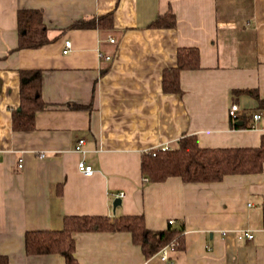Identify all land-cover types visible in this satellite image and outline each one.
Here are the masks:
<instances>
[{
  "label": "crops",
  "instance_id": "1",
  "mask_svg": "<svg viewBox=\"0 0 264 264\" xmlns=\"http://www.w3.org/2000/svg\"><path fill=\"white\" fill-rule=\"evenodd\" d=\"M21 10L41 12L47 44L16 49ZM169 13L174 26H152ZM79 21L86 26L72 27ZM180 48L196 49L199 67L180 71L181 93L165 92L163 71L176 67ZM32 70L41 72L45 108L33 129L16 130L20 74ZM260 100L264 0H0V255L64 264L57 254L27 255L25 233L60 230L66 216L141 215L151 231L181 230L172 264H264V164L217 182H151L141 173L144 154L175 149L185 136L206 149L259 147ZM80 139L83 153L74 150ZM80 160L91 176L78 171ZM74 240L78 264H165L146 259L127 232Z\"/></svg>",
  "mask_w": 264,
  "mask_h": 264
},
{
  "label": "trees",
  "instance_id": "2",
  "mask_svg": "<svg viewBox=\"0 0 264 264\" xmlns=\"http://www.w3.org/2000/svg\"><path fill=\"white\" fill-rule=\"evenodd\" d=\"M165 18V19H164ZM17 50L38 49L48 43L47 29L38 10H21L17 13ZM86 26L76 22L72 27ZM152 26L172 27L174 17L166 14L159 17ZM199 67L198 51L194 48H180L177 51V65L167 68L162 75V89L169 93H181L179 73ZM251 92V91H250ZM20 106L11 114L16 130L28 131L34 128L37 111L45 108L41 98V72L22 71L20 74ZM255 97L258 96L255 94ZM261 105L264 100H260ZM264 164V136L257 148H216L199 147L194 136H185L177 147L167 151L144 154L141 173L151 182H161L169 177H179L183 182H217L225 176L259 173ZM264 227V208H263ZM84 232H127L132 242L139 246L146 259L156 255L166 244L174 242L176 248L182 243L181 230L168 228L151 231L141 215H123L117 218L107 216H66L60 230L28 231L24 236L27 255L57 254L64 264H78L75 256L74 234ZM0 264H9L6 256L0 255Z\"/></svg>",
  "mask_w": 264,
  "mask_h": 264
},
{
  "label": "built area",
  "instance_id": "3",
  "mask_svg": "<svg viewBox=\"0 0 264 264\" xmlns=\"http://www.w3.org/2000/svg\"><path fill=\"white\" fill-rule=\"evenodd\" d=\"M109 42L110 43H113L114 42V39L113 38H109ZM71 51V42L69 40H65L64 43H63V50H62V53L63 54H67ZM99 57L100 58H104V59H109V56H105L103 53H99ZM228 115H229V118L231 120H236L238 117H239V107L236 103H232L230 106H229V109H228ZM252 119L253 121H258L260 119V114H253L252 115ZM253 127V126H251ZM83 145H84V140L80 139L78 140L74 150L76 152H84L83 150ZM169 150V147L168 146H161L159 147L157 150H153L151 151L150 153L152 154V156L155 155L156 151H167ZM41 157H43V154L40 155ZM21 160H19V164L18 166L21 167ZM77 169L78 171L84 175V176H91L94 172L93 168L91 165L87 164L84 160H80L77 164ZM144 181H147V178H144ZM124 193H120L118 196L120 198L124 197ZM169 225L173 224V220L169 221L168 222ZM244 236L247 238V239H251L252 238V235L249 233V232H245L244 233ZM176 244L174 242H170L166 245H164L159 251L158 253L156 254V257L159 259V261L165 263V264H172L170 261H169V257H168V254L170 251L174 250L176 248Z\"/></svg>",
  "mask_w": 264,
  "mask_h": 264
},
{
  "label": "water",
  "instance_id": "4",
  "mask_svg": "<svg viewBox=\"0 0 264 264\" xmlns=\"http://www.w3.org/2000/svg\"><path fill=\"white\" fill-rule=\"evenodd\" d=\"M240 125V124H239ZM121 202V199L120 198H116L113 202V208H115L117 205H119Z\"/></svg>",
  "mask_w": 264,
  "mask_h": 264
}]
</instances>
